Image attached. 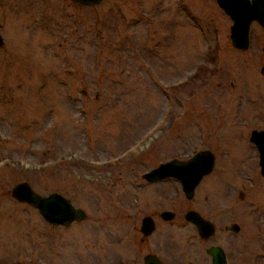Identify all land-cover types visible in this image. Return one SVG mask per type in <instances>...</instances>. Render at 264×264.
<instances>
[{
  "label": "rangeland",
  "instance_id": "374dc122",
  "mask_svg": "<svg viewBox=\"0 0 264 264\" xmlns=\"http://www.w3.org/2000/svg\"><path fill=\"white\" fill-rule=\"evenodd\" d=\"M0 24V264H107L114 238L135 249L142 216L171 206L172 264H210L213 243L228 264H264V176L249 142L264 129V29L253 22L249 48L235 49L215 0H0ZM202 149L215 165L192 199L142 177ZM22 181L86 218L50 226L11 196ZM188 209L214 224L207 242Z\"/></svg>",
  "mask_w": 264,
  "mask_h": 264
},
{
  "label": "water",
  "instance_id": "95a60500",
  "mask_svg": "<svg viewBox=\"0 0 264 264\" xmlns=\"http://www.w3.org/2000/svg\"><path fill=\"white\" fill-rule=\"evenodd\" d=\"M83 6H95L103 0H72ZM218 7L231 19L229 38L232 46L237 50H247L250 45V26L256 21L264 28V0H215ZM1 28V24H0ZM0 35V45L2 44ZM264 77V65L260 68ZM249 142L258 153L260 173L264 176V129H253ZM215 163V154L209 149H202L185 159L173 158L160 163L157 167L145 172L142 176L148 181L165 177H173L180 183L182 191L188 199L194 195L196 186L202 178L208 175ZM11 196L18 202L25 203L38 211L44 221L53 227H68L86 218V212L75 206L69 198L53 191L41 195L32 186L22 181L11 188ZM186 218L197 226L202 237L213 234L214 225L200 216L197 212L189 211ZM237 232L239 227L232 223L229 227ZM212 264H227L228 260L222 247L212 246L207 250ZM160 264V263H156Z\"/></svg>",
  "mask_w": 264,
  "mask_h": 264
},
{
  "label": "flooded vegetation",
  "instance_id": "af4514ba",
  "mask_svg": "<svg viewBox=\"0 0 264 264\" xmlns=\"http://www.w3.org/2000/svg\"><path fill=\"white\" fill-rule=\"evenodd\" d=\"M254 23H257L260 26V24L258 22L254 21ZM262 29H264V28H262ZM215 159H216V157H215ZM164 162H166V161H164ZM160 163H162V162H160ZM214 165H215V163H214ZM157 166H155V167H157ZM155 167H153V168H155ZM153 168H151V169H153ZM206 176H204V177H206ZM146 181L149 184L160 183L162 181L175 182V183H177V185L180 186V189L182 191V187H181L180 183L178 182V180H176L173 177H165V178L157 179L154 181H148V180H146ZM194 192H195V190H194ZM182 193L185 196L183 191H182ZM162 196H164L165 199L170 202V204H172V203L175 204V199L177 200V195L173 194V193L164 192L162 194ZM185 198L188 199L186 196H185ZM189 211L197 212L204 219H206V220H209V219L205 218L204 215H202L199 211L194 210V209H188L183 215L184 221L186 223H189L193 228H195L196 233H197V239L199 240V242L200 243L207 242L213 236V234L215 232V226H214V232L212 235L207 236V237H202L198 232L197 226L194 225L193 223H191L186 218V214ZM177 215L178 214H177L175 208H173V206H171L168 208H163L157 212H153L151 214H146V215L142 216V218L140 220L139 227L137 228L140 236H139V243L136 245V248L130 250V248H129L130 239L129 238H127V240H125V241L123 240L122 237L114 238L111 249L110 248L108 249L109 254L107 256V264H156V263L172 264L173 259L176 255V252H174L175 251L174 246L177 243V242L175 243V240H174L175 239V233L179 230L178 224L173 222L177 218ZM58 227H62V226H58ZM162 230H164V232H165V234H164L165 239L163 237V241L161 242L160 237H162ZM173 243H175V245ZM116 244H118L119 247L116 246ZM212 246L222 247L221 245L215 244V243L208 244L207 247H205V253L207 254V256L210 259V264H212V259H211V256L207 253V250ZM222 249L224 250V252L226 254L225 249L223 247H222ZM226 257H227V254H226ZM227 260H228V258H227ZM227 264H228V262H227Z\"/></svg>",
  "mask_w": 264,
  "mask_h": 264
}]
</instances>
